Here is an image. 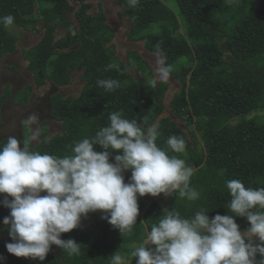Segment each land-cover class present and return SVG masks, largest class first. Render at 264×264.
<instances>
[{
	"label": "trees",
	"instance_id": "trees-1",
	"mask_svg": "<svg viewBox=\"0 0 264 264\" xmlns=\"http://www.w3.org/2000/svg\"><path fill=\"white\" fill-rule=\"evenodd\" d=\"M73 1L74 5L69 0H0V17L10 14L13 24L24 30L43 31L21 56L28 69L41 72L38 79L43 76L42 80L63 88L71 84V74L79 72L83 82L78 96L56 93L50 99L51 118L60 123V132L47 138V124H41L40 140L36 145L29 143V150L71 154L75 142L94 136L108 125L111 112L120 111L145 130L156 126V144L192 168L190 186L199 192V198L188 201L178 191H172L165 201L138 196L139 214L130 233L121 235L101 219L103 213L98 210L88 213L86 230L78 227L61 234V239L80 244L79 255L69 256L52 245L45 260L39 261L15 257L0 242V264H109L116 251L134 261L131 252L141 244L148 246L145 239L162 209H175L184 218L205 209L211 219L216 214H231L226 181L237 179L246 188H264V114L253 115L264 111V0H138L135 6L129 0H113L124 7L118 16L127 15L130 22L128 39L141 41L143 49L154 55L159 44L167 57L171 76L180 85L179 93L169 100V112L187 132L165 115L168 86L158 82L151 87L153 72L138 52H126V62L120 59L101 4L93 15L88 0ZM59 29L65 32L61 37L56 36ZM16 41L0 23V58L16 49ZM180 60L183 62L176 66ZM113 62L120 70L105 71ZM128 70H135L140 78ZM109 78L118 80L120 87L108 92L97 86L98 79ZM25 92L16 93L15 99L26 102L30 92ZM10 93L8 85L0 103ZM173 135L184 139L183 152L167 148L166 140ZM94 151L103 149L94 145ZM117 154V150L110 151V162ZM124 177L125 182L130 178ZM5 195L0 194V200ZM9 212L0 204V223ZM232 215L241 232L246 231V217Z\"/></svg>",
	"mask_w": 264,
	"mask_h": 264
},
{
	"label": "clouds",
	"instance_id": "clouds-1",
	"mask_svg": "<svg viewBox=\"0 0 264 264\" xmlns=\"http://www.w3.org/2000/svg\"><path fill=\"white\" fill-rule=\"evenodd\" d=\"M129 2L135 6L138 0ZM0 23L12 26L14 17H0ZM155 48L153 88L158 81L167 82L173 70L160 45ZM110 69L120 70L115 62L105 71ZM96 84L108 92L120 87V82L111 78L98 79ZM39 120L38 113H31L23 124L31 129ZM108 121L94 136L75 142L71 154L63 156L30 151L29 143L38 137L35 129L23 143L8 136L0 146V194H6L0 204L10 209L3 218L12 241L5 244L8 253L44 261L55 245L69 256L79 255L80 244L60 237L78 228L81 218L90 212L101 211V219L122 235L136 224L138 196L156 197L172 190L188 201L199 198V192L190 186L192 168L156 144L155 125L145 130L120 111L111 112ZM94 145L103 151H94ZM166 145L174 153L185 149L184 139L175 135ZM111 150L120 153L114 162H110ZM128 170L131 176L125 182L123 173ZM226 187L231 214L210 219L209 211L201 209L184 218L175 209H162L148 233V246L141 244L131 252L136 264H264V188H246L237 179L226 181ZM232 214L246 217V231L241 232ZM109 264L126 261L116 251Z\"/></svg>",
	"mask_w": 264,
	"mask_h": 264
},
{
	"label": "rangeland",
	"instance_id": "rangeland-1",
	"mask_svg": "<svg viewBox=\"0 0 264 264\" xmlns=\"http://www.w3.org/2000/svg\"><path fill=\"white\" fill-rule=\"evenodd\" d=\"M72 5H74L75 1L69 0ZM93 7L90 10V13L95 15L98 10H99V4L102 6L103 13L106 15V21L108 25L113 29L114 34H115V39L113 42L115 43V47L117 49V54L119 55L120 59L123 62H126V52L128 51H137L139 56L148 64L150 69L152 70V76L153 78L156 76L155 73V68H156V56L154 54H150L147 51L143 49L142 42L137 41V42H131L128 37H127V32L129 31V26L130 22L127 19V15H123L121 17L118 16V13L123 12L124 7L115 5L113 0H88ZM41 24V22H40ZM29 27V26H28ZM21 27L19 25L13 24L12 26H5L6 31L11 34L15 35L18 37L17 45L15 51L12 52L11 55L5 54L3 57L0 58V83L3 84L6 80L9 81L11 79H16V75H20L21 73H16V67H22L19 64L20 57L22 56V50L24 49L27 50L28 47L34 45L40 36L41 33L35 32L33 30H28L27 32H21ZM64 31H59L56 35L60 36L61 33ZM21 55V56H20ZM25 56V54H23ZM14 56V57H12ZM192 56L189 54L188 59L191 60ZM18 60V61H17ZM183 60H180L176 66H179V63H182ZM3 63H9L5 64V69L3 67ZM9 70L11 73L7 72L6 70ZM130 74H133L136 76V78H140L135 70H128ZM21 76V75H20ZM72 81L71 84L60 88V92L64 97L68 96H78L80 94L81 88L83 87V82L80 80V73L79 72H73L71 74ZM25 80L27 81V73H23L20 83L25 84ZM159 82V81H158ZM168 86V90L165 95L164 99V107H165V115L172 117V115L169 112V100L175 95L176 93H179L180 90V85L178 82L174 80L172 76H170L169 80L167 82H164ZM30 87H26L25 93L29 94L31 89ZM37 91L36 89H34ZM41 94H47L49 92H44L43 90L38 91ZM31 93V92H30ZM32 94H30L31 96ZM13 95L12 92L10 93V96L7 99H12ZM32 99H30L29 103L22 107H17V106H12L10 104H6V107L4 109V114L5 117L7 118L5 123L0 129V140L3 138H7L8 136H16L18 140L23 141L24 136L29 137L32 133V130L35 129L37 132L40 129V125L43 123H47V138H50L51 136L57 134L60 132L59 129V123L52 121L49 119V107H50V101L47 97H43L42 99V105L39 107L36 106V102L38 100V97L35 99L34 96H31ZM16 102L17 104H20L19 97H17ZM31 113H38L40 116V120L36 125H33L32 128L30 129L29 127H26L23 124L24 119L30 115ZM254 114H264V111H258ZM173 120H175L178 125L183 127L185 131L187 132V128L183 126V123H181L178 119L172 117ZM196 127L193 126L192 129H195ZM188 134V133H187ZM39 137L33 142H30L32 145H36L39 142ZM21 148L23 147L22 144L19 145ZM124 176L128 175L131 176L130 171L128 170L127 172L123 173ZM172 190H170V193ZM46 193H41V195H45ZM169 194H164L161 193L160 195L156 197H152L150 195H145L142 198L146 201H152V200H157L161 199L163 201L166 200ZM90 216L87 214V216L81 218V223L79 226V230H86L87 228V223L89 222ZM243 233V232H242ZM0 242L4 243H10L12 242L7 231V227L3 225V222L0 223ZM145 243L148 244V240L145 239ZM126 264H136V259L134 261H131L127 255H123Z\"/></svg>",
	"mask_w": 264,
	"mask_h": 264
},
{
	"label": "flooded vegetation",
	"instance_id": "flooded-vegetation-1",
	"mask_svg": "<svg viewBox=\"0 0 264 264\" xmlns=\"http://www.w3.org/2000/svg\"><path fill=\"white\" fill-rule=\"evenodd\" d=\"M40 25V27H41V24H39ZM21 29V32H27L28 30H24L23 28H20ZM34 31V30H33ZM59 31H64L63 29H59L57 32H56V34L59 32ZM64 33L65 32H63V33H61V35L60 36H58V35H56L57 37H61V36H63L64 35ZM43 35V33L42 34H40V36H39V38H41V36ZM39 38H38V40H39ZM17 41H18V37H17ZM17 41H16V45H17ZM37 43V42H36ZM31 47V46H30ZM29 48V47H28ZM20 50H24V49H20ZM15 51V50H14ZM12 54V53H11ZM10 53L9 54H7V55H11ZM21 56V55H20ZM12 57H14V56H12ZM18 61V60H17ZM19 63H22V64H19V65H21L22 67H18L17 65H15V67H16V73H21L20 75H16V79H11V80H9L10 82H12V85H14V86H16V87H19V88H21V87H23V89L26 87V85H28V86H30L31 88H32V92L30 93V94H32L31 96H34V98L36 99L37 97H38V100H37V102H36V106H40V105H42V99H43V97H47L48 99H49V101H50V99L54 96V95H56V93H59L60 92V87H56V86H54V84H52L51 82L49 83V82H47V80H45V79H43L42 80V77L43 76H41V78L40 79H38V75H40L41 74V72L40 71H38V72H33L32 70H30V69H28L27 67H26V65L24 64V59H22V57H20V61H19ZM9 64V63H8ZM27 64V63H26ZM7 71V70H6ZM8 72V71H7ZM23 73H27V81L25 80V84H22V83H20V79H21V77H22V75H23ZM7 81V80H6ZM5 81V82H6ZM0 84H2V83H0ZM34 89H36L37 91H35ZM40 90H43L44 92H49V93H47V94H41L40 92H38V91H40ZM17 92L13 89L12 90V95H13V98L10 100V104L12 105V106H17V107H22V105H24V106H26L28 103H29V101H30V99H32L31 98V96L29 95V97H28V99H27V101L26 102H21L20 104H17L18 102H16V100H15V94H16ZM3 94H4V88H3V86H1L0 85V98L3 96ZM62 95V94H61ZM62 97H63V95H62ZM6 98H8V97H6ZM6 98L0 103V117H1V121H0V129L1 128H3L2 126L5 124V123H7V121H6V117H5V114H4V109H5V107H6V104H9V99H7L6 100ZM49 119L50 120H52V121H55V120H53L52 118H51V101H50V107H49ZM56 122V121H55ZM59 123V122H58ZM44 124V123H43ZM45 124H47V123H45ZM47 126H48V124H47ZM59 126H60V123H59ZM3 139H6V138H3ZM3 139H1L0 140V142L3 140Z\"/></svg>",
	"mask_w": 264,
	"mask_h": 264
},
{
	"label": "crops",
	"instance_id": "crops-1",
	"mask_svg": "<svg viewBox=\"0 0 264 264\" xmlns=\"http://www.w3.org/2000/svg\"><path fill=\"white\" fill-rule=\"evenodd\" d=\"M5 64L6 63H3V67H4V69L6 68L5 67ZM7 71L9 72V73H11L8 69H7ZM1 86H3V88H5L6 86H10V90H11V92H12V90L14 89L17 93L18 92H20L22 89H23V87H21V88H19V87H16V86H14V85H12V82H10V81H6V82H3V84H0ZM9 97V96H8ZM10 100L11 99H9V104H10ZM11 105V104H10Z\"/></svg>",
	"mask_w": 264,
	"mask_h": 264
}]
</instances>
